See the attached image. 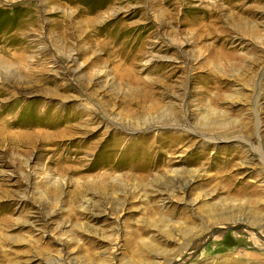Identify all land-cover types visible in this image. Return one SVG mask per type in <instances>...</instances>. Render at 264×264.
Returning <instances> with one entry per match:
<instances>
[{
  "label": "rangeland",
  "instance_id": "obj_1",
  "mask_svg": "<svg viewBox=\"0 0 264 264\" xmlns=\"http://www.w3.org/2000/svg\"><path fill=\"white\" fill-rule=\"evenodd\" d=\"M0 264H264V0H0Z\"/></svg>",
  "mask_w": 264,
  "mask_h": 264
}]
</instances>
